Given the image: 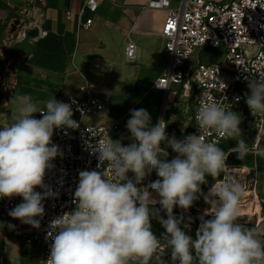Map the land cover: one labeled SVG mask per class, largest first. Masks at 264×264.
<instances>
[{
	"label": "clouds",
	"instance_id": "obj_1",
	"mask_svg": "<svg viewBox=\"0 0 264 264\" xmlns=\"http://www.w3.org/2000/svg\"><path fill=\"white\" fill-rule=\"evenodd\" d=\"M221 82L220 91L227 87ZM248 87L246 104L251 114L264 116V74L248 78ZM239 99L234 97L236 102ZM18 100L13 123L0 127V198L22 197L9 216L39 228L45 212L42 201L59 195L44 183L46 170L54 167L51 161L62 156L52 142L54 129L76 130L79 123L72 118L69 103L51 98L39 109L30 95ZM195 120L204 134L177 139L168 136L163 118L153 125L146 109H133L126 123L133 142L123 145L110 136L101 138L92 151L99 154L97 168L106 161L111 175L104 170L79 172L72 200L75 208L49 222L45 238L52 243L47 264H264V227L247 228L238 222L241 184L217 179L235 171L226 163L231 153L240 160L250 154L264 158L262 140L255 138V147L245 143L240 138L242 117L214 97L200 104ZM213 134L236 140V146L222 150L219 140H207ZM167 147L177 154L170 161L165 159ZM153 170L158 179L143 185ZM208 176L216 182L205 194L201 186L208 183ZM37 187L44 191H36ZM201 196L209 207L198 217L193 238L184 230L189 227L185 216L174 214V207L187 212ZM157 204L159 208L154 207ZM152 219L165 229L166 248H161L152 230ZM166 250L170 261L163 259Z\"/></svg>",
	"mask_w": 264,
	"mask_h": 264
},
{
	"label": "crops",
	"instance_id": "obj_2",
	"mask_svg": "<svg viewBox=\"0 0 264 264\" xmlns=\"http://www.w3.org/2000/svg\"><path fill=\"white\" fill-rule=\"evenodd\" d=\"M147 1L98 0L96 11L89 14L90 27L78 30L76 17L66 20L64 12L68 9L77 12L83 0H0V127L13 123L20 96L30 95L40 107L51 98L85 94L95 95L105 104L104 110L91 118L92 122L116 126L112 138L122 144L133 142L126 128L130 110L145 103L152 109L151 123L155 125L161 93L153 88V83L168 62L160 34L166 12L147 6ZM32 6L42 11V26L47 30V35L40 39H35L37 29L27 25ZM14 20L19 25L12 32ZM127 42L135 45L132 59L124 53ZM14 62L17 67L11 70ZM122 97L127 101L125 109L119 116L110 117L109 104L112 99ZM153 97H159L157 109L150 103ZM173 98L174 93L170 92L168 99ZM174 116L177 114L168 113L167 126ZM154 175L157 177L155 172ZM194 209V204L187 212L174 207V214H183L189 223L188 228L183 224L181 228L193 238ZM160 215L166 218L163 210ZM9 224L14 228H9ZM151 224L158 237L168 239L167 235L162 236L165 229L156 219ZM24 233V224L19 219L11 216L0 219V264H32V257L42 264L41 246L26 244Z\"/></svg>",
	"mask_w": 264,
	"mask_h": 264
},
{
	"label": "built area",
	"instance_id": "obj_3",
	"mask_svg": "<svg viewBox=\"0 0 264 264\" xmlns=\"http://www.w3.org/2000/svg\"><path fill=\"white\" fill-rule=\"evenodd\" d=\"M146 4L166 12L160 34L168 62L153 83V88L161 93L155 124L160 118L168 124V113L174 106L179 90L181 98H191L188 135H203L195 115L200 104L214 97L225 109L237 112L242 117L241 122H252L255 138H262L264 146V116H253L246 104V96L250 94L248 78H258V75L264 74V0H148ZM97 6L98 0H83L77 12L70 9L64 12L65 19L76 17L77 29H88L92 23L89 14L94 13ZM34 8L32 6L31 20L27 25L32 24L37 29L35 39H40L47 35V30L42 26V11ZM124 53L126 58L132 59L135 55L134 43L127 42ZM220 80L227 85L222 91ZM170 92L174 93L172 101L168 99ZM236 96L240 97L238 102L234 101ZM56 100L71 105L72 118L79 123V128L54 129L52 142L58 145L62 156L58 155L51 161L54 167L46 170L44 183L59 195L58 198L42 201L44 216L42 219L35 217L41 219L39 228L23 223L25 243L41 246L42 264H47L50 254L52 240L45 238L50 220L75 208L72 200L79 182V172L104 170L111 175L110 165L106 161L97 168L99 154L94 153L92 147L101 138L110 136L113 139L112 131L116 129V126L85 122L86 117L99 114L105 108L104 102L95 95H66ZM33 116L41 118L40 113ZM207 140H219L218 147L227 142V139H220L215 134L207 137ZM167 152L165 159L169 161L177 155ZM128 176L134 179L133 173L129 172ZM156 179L153 171L142 184L146 186ZM35 190L44 191L39 187ZM21 202L20 196L0 198V219L8 217L9 211ZM155 206L160 207L159 204Z\"/></svg>",
	"mask_w": 264,
	"mask_h": 264
},
{
	"label": "rangeland",
	"instance_id": "obj_4",
	"mask_svg": "<svg viewBox=\"0 0 264 264\" xmlns=\"http://www.w3.org/2000/svg\"><path fill=\"white\" fill-rule=\"evenodd\" d=\"M194 58H192L193 60ZM150 103L155 105L156 109L159 105V97H153L150 98ZM191 103V98L189 97L187 100L180 97L179 90L177 91V96L174 101V106L169 111L172 114H177V116H174V121L172 123L170 122L169 125L166 128V133L169 137L175 136L177 139H183L185 136L188 135V118H189V109L188 106ZM127 105V101L122 98L112 99L111 103L109 104L110 109V117L119 116L123 109H125ZM146 104H141L138 109L143 108L146 109L149 114L152 113V109L149 106H145ZM92 116H88L85 118V122L89 124H94L92 122ZM187 125V126H184ZM183 126V127H182ZM239 127L242 130L241 133V139L245 141V143L255 147V127L252 124V122L245 121L241 122ZM236 146V140L229 139L225 144H223L220 148L224 151H228L229 148ZM168 151H171V154H176L172 151L170 147L166 148ZM226 163L229 166H233L236 168L241 169L243 174H245L246 179L241 178V181L238 179L237 173H232L230 176L228 175H222L221 177L217 178L218 180H227L231 179L235 182H238L241 184L243 191L250 192L249 194L243 193L241 196L240 205L246 204L250 201V199L253 201L252 205V212L253 215L246 213L244 210L241 213L239 217V223L244 225L247 228H254V227H264V158H260L254 155H248L243 159L237 158V153H231L228 155ZM155 172V170H153ZM239 180V181H238ZM208 183L205 185H202V191L207 194L208 189L212 185V183L216 182L213 180L212 177H207ZM245 189V190H244ZM194 206L196 209L192 210V222L194 223V235L195 232L199 226V219L198 217L204 213V210L209 207L208 204L205 203L203 196L201 197V200L199 203L197 201H194ZM156 207V206H154ZM157 208V207H156ZM242 208V207H241ZM160 236V235H158ZM161 241V248H166V242L167 240L163 239V237H159ZM29 246H36L35 244H29ZM35 252V251H34ZM38 253H35L37 256ZM32 257V264H40L38 262V259ZM165 261H170V251L166 250L165 256L163 257Z\"/></svg>",
	"mask_w": 264,
	"mask_h": 264
},
{
	"label": "bare ground",
	"instance_id": "obj_5",
	"mask_svg": "<svg viewBox=\"0 0 264 264\" xmlns=\"http://www.w3.org/2000/svg\"><path fill=\"white\" fill-rule=\"evenodd\" d=\"M242 172H243V171H242L241 169H239V168H236L235 171L233 172V173H237V174H238L237 177H238V179H239L240 181H241V178L246 179L245 174H243V175L241 176ZM239 180H238V181H239ZM243 193H245V194H249L250 192H248V191H243ZM252 205H253V201L250 199V201L246 203L245 208H241V205H240V212L242 213L243 210H244L246 213H249V214L253 215V212H252Z\"/></svg>",
	"mask_w": 264,
	"mask_h": 264
},
{
	"label": "water",
	"instance_id": "obj_6",
	"mask_svg": "<svg viewBox=\"0 0 264 264\" xmlns=\"http://www.w3.org/2000/svg\"><path fill=\"white\" fill-rule=\"evenodd\" d=\"M18 25H19V21L18 20H14L12 22V25H11V31L13 32ZM16 67H17V63L16 62L12 63L11 70H15ZM260 139L262 140V138H260ZM209 218H211V217L210 216H205V219H209Z\"/></svg>",
	"mask_w": 264,
	"mask_h": 264
},
{
	"label": "snow or ice",
	"instance_id": "obj_7",
	"mask_svg": "<svg viewBox=\"0 0 264 264\" xmlns=\"http://www.w3.org/2000/svg\"><path fill=\"white\" fill-rule=\"evenodd\" d=\"M169 27H172V25H169Z\"/></svg>",
	"mask_w": 264,
	"mask_h": 264
}]
</instances>
